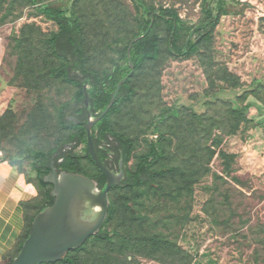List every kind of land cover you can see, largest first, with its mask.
Instances as JSON below:
<instances>
[{
	"label": "rangeland",
	"instance_id": "374dc122",
	"mask_svg": "<svg viewBox=\"0 0 264 264\" xmlns=\"http://www.w3.org/2000/svg\"><path fill=\"white\" fill-rule=\"evenodd\" d=\"M144 2L155 9L172 8L183 21L195 24L203 0ZM228 9L209 47L175 59L162 45L158 60L145 64L132 79L135 95L111 118L113 129L134 144L128 166L133 168L156 138L157 128L168 158L156 168L184 163L187 171L144 187L135 205L125 204L128 190L111 191L116 212L104 229L116 236L111 242L90 240L77 254L80 264H263L264 0H229ZM75 10L86 37L87 67L100 71L114 56L106 45L114 39L129 41L136 29L134 0H76ZM56 31L27 0H0V157L17 159L21 170L30 173L27 155L47 151L58 137L68 135L59 128L58 114L75 89L48 78V69L59 61L48 56L42 42V35ZM154 32L164 36L161 24ZM30 68L42 72L44 88L26 87ZM246 103L251 108L243 121L237 110ZM165 108L178 109L180 118L160 122ZM197 115L204 116L202 125ZM208 130L222 138L226 153L236 155L226 172L203 134ZM183 143L190 147V159L182 158ZM84 166L88 174L93 172ZM148 235L158 236L162 244L150 256L140 246L141 236Z\"/></svg>",
	"mask_w": 264,
	"mask_h": 264
},
{
	"label": "trees",
	"instance_id": "16d2710c",
	"mask_svg": "<svg viewBox=\"0 0 264 264\" xmlns=\"http://www.w3.org/2000/svg\"><path fill=\"white\" fill-rule=\"evenodd\" d=\"M27 1L33 7L34 13L46 21L54 23L57 27L56 32L42 35V42L46 45L48 56L59 61L57 67L48 69V78L53 81L60 80L64 84L72 86L75 91L70 103L63 105L58 114L59 128L68 132V135L64 139L58 137L54 147L47 151H32L27 155L30 171L34 174L35 184L39 189V196L35 202L38 199L41 200V197L43 201L41 204L35 202L32 204L34 214L27 219L25 231L6 264H11L13 258L18 254L28 236L34 217L44 208L53 204L52 186L43 181V178L50 172L51 164L57 173L80 174L93 180L100 191L105 188V176L88 154L84 124L87 121L88 111L93 117H97L105 111L113 99L110 109L91 130L94 152L103 166L111 169L113 164L118 166L120 161L123 168L121 182L108 192V209L105 221L96 234L77 249L67 252L63 259L54 263H44L80 264L77 254L86 248L90 240L111 242L116 236V232H108L104 229L112 221L116 212L109 197L111 191L128 190L129 194L124 195L125 204L135 205L144 195L142 190L144 187H152L156 180L173 178L178 173L183 175L187 171L184 163L183 165L156 168L160 161L168 158L164 150V136L157 133V128H155L156 138L148 143L144 153L136 157L133 168L129 167L128 163L134 152V144L129 136L113 129L111 118L118 115L120 107L135 95L131 84L132 79L138 71L143 69L145 64L158 60L162 45H164L167 55L175 59L197 55L202 46L209 47L212 44L213 32L220 19L229 14V0H203L201 16L195 24L183 21L177 11L172 8L159 7L155 9L153 6L147 5L144 0H134L136 29L129 41L123 43L114 39L106 45L114 56L108 59L107 67L100 71L87 67L89 55L85 51L84 29L75 10L76 0H69L63 5L48 4L45 2L46 0ZM159 24L163 27L164 36L154 32ZM181 37H183V42L179 45ZM29 74H31L30 81L28 80L26 84L28 89H38L42 86L44 88L45 84L39 83L42 76L41 71L30 68ZM121 81L123 82L120 84ZM210 85L213 86L212 83ZM85 99L88 103L87 108L84 104ZM250 108L251 105L246 103L237 110L243 121L245 113ZM34 114L33 109L29 116L30 121ZM67 115H71L78 123L73 124L68 121ZM2 118L3 116L0 117V122ZM179 118L178 109L165 108L161 111L159 121L165 122ZM196 119L202 125L204 116L197 115ZM187 133L189 134V131ZM203 134H208L211 144L214 145V154L223 161L225 172L228 171L230 162L236 159V155L226 153L222 149L224 141L220 136H215L213 131H204ZM182 148V158L190 159V154L187 153L189 145L183 143ZM109 155L115 159H106ZM4 160L16 167L18 171L24 172L17 159ZM84 162L93 168L91 174L86 172ZM135 219L142 221L143 217L135 216ZM140 241L141 252H145L147 256H150L148 255L150 252H157L162 248L156 235L141 236Z\"/></svg>",
	"mask_w": 264,
	"mask_h": 264
},
{
	"label": "water",
	"instance_id": "95a60500",
	"mask_svg": "<svg viewBox=\"0 0 264 264\" xmlns=\"http://www.w3.org/2000/svg\"><path fill=\"white\" fill-rule=\"evenodd\" d=\"M84 104L87 108L86 99ZM112 104L113 99L97 117H93L88 111L84 124L88 154L105 176V188L100 191L93 180L80 174L57 173L51 164L50 172L43 181L52 186L53 204L34 217L28 236L11 264L57 262L67 252L80 247L101 228L107 215L108 192L121 182L122 175L115 174L98 160L93 148L91 130ZM67 120L73 124L78 123L71 115H67Z\"/></svg>",
	"mask_w": 264,
	"mask_h": 264
},
{
	"label": "crops",
	"instance_id": "0c3cea01",
	"mask_svg": "<svg viewBox=\"0 0 264 264\" xmlns=\"http://www.w3.org/2000/svg\"><path fill=\"white\" fill-rule=\"evenodd\" d=\"M3 45L0 41V66ZM1 114V112H0ZM39 196L34 174L20 172L0 157V264H6L25 231L27 219L34 214Z\"/></svg>",
	"mask_w": 264,
	"mask_h": 264
},
{
	"label": "flooded vegetation",
	"instance_id": "af4514ba",
	"mask_svg": "<svg viewBox=\"0 0 264 264\" xmlns=\"http://www.w3.org/2000/svg\"><path fill=\"white\" fill-rule=\"evenodd\" d=\"M106 159H115L113 156H108V158ZM109 169V168H108ZM112 172H114L115 174H121L123 176V168H122V164L121 162L119 161L118 162V166H116L115 164L112 165L111 169Z\"/></svg>",
	"mask_w": 264,
	"mask_h": 264
}]
</instances>
